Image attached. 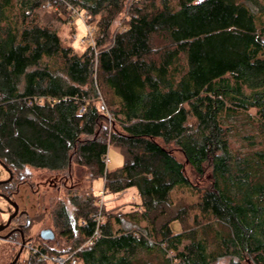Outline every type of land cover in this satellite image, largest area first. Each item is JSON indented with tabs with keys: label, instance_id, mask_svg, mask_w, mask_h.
Masks as SVG:
<instances>
[{
	"label": "trees",
	"instance_id": "1",
	"mask_svg": "<svg viewBox=\"0 0 264 264\" xmlns=\"http://www.w3.org/2000/svg\"><path fill=\"white\" fill-rule=\"evenodd\" d=\"M126 5L0 0V162L13 175L0 194L56 183L48 210L14 219L25 238L39 221L52 228L33 243L50 254L100 229L77 264H264V0H137L115 32ZM71 7L98 25L97 49L61 38ZM79 168L88 189L73 184ZM99 178L105 194L133 188L139 201L100 207ZM29 252L21 264H53Z\"/></svg>",
	"mask_w": 264,
	"mask_h": 264
},
{
	"label": "rangeland",
	"instance_id": "2",
	"mask_svg": "<svg viewBox=\"0 0 264 264\" xmlns=\"http://www.w3.org/2000/svg\"><path fill=\"white\" fill-rule=\"evenodd\" d=\"M134 1L137 0H127V5H126V9L125 11L119 16L118 20L115 22L114 24V29L115 32L118 30H122L125 27V22L127 21V18L129 16V10L130 7L132 6V4L134 3ZM46 10H49L48 8H45ZM73 13V10H71ZM83 13V15L87 14V22L88 25H90L94 30V36H93V40H89L88 38H86L87 34V30L88 27L85 24V22L83 20H81L78 16V18L76 16H74L72 14L71 17H69V22L67 23H58L57 27H58V32L61 36V38L67 43V44H71L72 46H74L75 50L78 53H82L83 51H85V49L89 48L90 46L95 50V48L97 47V43H96V37L98 36L99 33V27L96 23L94 22H89V16L88 13L86 11H81ZM96 27V28H95ZM97 49V48H96ZM101 96V98H100ZM104 101L106 103V100L104 98V95L100 94L99 95V99H98V104L100 106L101 102ZM107 105V103H106ZM108 106V105H107ZM109 108V107H108ZM252 112H254L252 110ZM113 117L111 111L110 114H108V117ZM110 119V118H109ZM244 120L239 121L237 123V131L239 134H243L245 131H248V126L249 125H245L244 124ZM239 141H243L245 140L242 136H240V138H238ZM111 155H112V160H111V166L112 167H117L122 163V159L123 157L119 154V152L117 151H111ZM80 170H78V173H76V178L73 184L75 185H79L81 188H89L88 187V182L87 179L84 177V175L82 173L85 172V169L83 168H79ZM44 174V175H43ZM9 171L8 169L1 164L0 162V181L6 180L9 178ZM36 176H37V181L39 182L40 180H45L48 176V174L36 171ZM37 182V183H38ZM62 187L65 186V184L62 182V179H59V181H57ZM52 185L56 184V183H51ZM44 185L42 187V184L40 183L41 187H38V191H40L41 193L38 194V197H36V194L32 188L30 187L28 190H26L24 188V185H21V187L19 188L18 192H16L10 199H8L6 196L1 195L0 194V228H2L3 226H5V224L8 222L9 218L12 216V214L15 211V207L13 205L17 204L19 207V212H26V216H30V217H34V215L32 216L31 214L28 213L27 211V206L28 205H35L36 204V213L35 214H39L45 210H48L47 207V203H48V199L46 197V199L44 198V196H48L47 194V188H52V185ZM26 185L28 186L29 184L26 183ZM68 185L70 186V183H68ZM93 185V189L94 191L98 192L100 190H103L104 193L99 194L100 195V199H99V204L100 207H104L107 210H111L114 213H118L121 210H128L131 208L132 203L134 202H138L139 201V195L136 191V189H129V190H125L124 192L118 193V194H105V189H104V181L103 178H99L93 181L92 183ZM30 186V185H29ZM61 187V188H62ZM44 188V189H42ZM59 190H55V193H58ZM62 191L59 192V194L61 195ZM44 194V195H43ZM49 197V196H48ZM37 199V202H36ZM44 200V202H43ZM16 217V216H15ZM13 217L11 223L9 224L10 227L12 225H17V220H15ZM5 226L4 229L0 230V264H11V262L14 260L15 256L17 255L21 245H22V237L21 240H19V235L16 236H12L11 238H7L6 234L10 231V227ZM172 227L174 229V231L179 232L181 230V225L179 222H173L172 223ZM50 227H48L47 225H44V223L42 221H39L35 224H33L30 228V230L27 232V236L25 238V246L21 252V255L19 256V259L17 260V262H19V264H21L24 259L28 258L29 256V250L30 247L33 246V243H41V233L44 229H48ZM19 229V228H17ZM52 229V228H50ZM25 236V235H24ZM56 237V236H55ZM55 239V238H54ZM43 243V242H42ZM60 244V243H59ZM35 247V246H33ZM16 264V263H15ZM25 264V263H24ZM244 264H255L252 260L245 262Z\"/></svg>",
	"mask_w": 264,
	"mask_h": 264
},
{
	"label": "built area",
	"instance_id": "3",
	"mask_svg": "<svg viewBox=\"0 0 264 264\" xmlns=\"http://www.w3.org/2000/svg\"><path fill=\"white\" fill-rule=\"evenodd\" d=\"M50 5H51L50 2H46L44 4V8H50ZM71 9L73 10L72 14L76 17L78 16L87 25L88 30H87V34H85L86 38H88L89 40H93V36H94L93 30L94 29L90 25H88L87 14L83 15V13L81 12L82 10H79L78 8H75V7H71ZM100 98H101V96H100ZM98 99H99V96H98ZM99 107L107 115L110 114V110L104 101L101 102ZM82 110H83V108H81L79 110V112H82ZM109 118H110L109 120L111 121L112 117L110 116ZM106 162H107V164L110 162L109 156H107ZM102 193H104V191L100 190L99 194H102ZM96 216H97V220L100 221L102 218L101 212H99ZM101 235H102V233H101L100 229L97 228L95 230L94 234L92 236H90L78 249H76L70 253H67V254H56V253L50 254L47 252H43V251H41L38 248H35L33 246L30 247V250H33V252L39 253L40 258L42 260L53 262V264H77L78 263L77 255H76L77 251L80 248L90 247V246L94 245L96 243V241L100 238Z\"/></svg>",
	"mask_w": 264,
	"mask_h": 264
},
{
	"label": "water",
	"instance_id": "4",
	"mask_svg": "<svg viewBox=\"0 0 264 264\" xmlns=\"http://www.w3.org/2000/svg\"><path fill=\"white\" fill-rule=\"evenodd\" d=\"M12 176H13V175L10 174V177H9L8 179H6V180H3V181H8V180H10V179L12 178ZM0 182H1V181H0ZM4 196H5V195H4ZM6 197H7V196H6ZM7 198H8V197H7ZM8 199H10V198H8ZM13 205H14V207H15V211H14V213L12 214V216L9 218V220H8V222L5 224V226H8V225L11 223L12 218L15 217V216L18 214V212H19V207H18V205H17V204H14V203H13ZM5 226H3L2 228H0V230L4 229ZM41 236H42V238H44V239H48V240H50V239H54V238H55V233H54V231H53L52 229L48 228V229H44V230L42 231ZM24 246H25V237H24V235L22 234V245H21V247H20V249H19L17 255L15 256L14 260L11 262V264H15V263L17 262V260L19 259V256L21 255V252H22Z\"/></svg>",
	"mask_w": 264,
	"mask_h": 264
},
{
	"label": "crops",
	"instance_id": "5",
	"mask_svg": "<svg viewBox=\"0 0 264 264\" xmlns=\"http://www.w3.org/2000/svg\"><path fill=\"white\" fill-rule=\"evenodd\" d=\"M23 185V184H22ZM21 187V186H20ZM24 188L26 189V190H28L29 188H30V186L28 185H24ZM36 197H38V194H36ZM36 202H37V199H36ZM27 211H28V213L29 214H31L32 216L33 215H36L35 213H36V204L33 206V205H28L27 206Z\"/></svg>",
	"mask_w": 264,
	"mask_h": 264
},
{
	"label": "flooded vegetation",
	"instance_id": "6",
	"mask_svg": "<svg viewBox=\"0 0 264 264\" xmlns=\"http://www.w3.org/2000/svg\"><path fill=\"white\" fill-rule=\"evenodd\" d=\"M23 212H25V211H23ZM20 212H18V214H19ZM17 214V215H18ZM16 215V216H17ZM35 216V215H34ZM30 217V216H29ZM9 227H10V225H9ZM17 228H19V229H17ZM10 231L6 234L7 236L9 235V234H12V232L15 230L16 232H18L19 234H20V236L22 237V234L24 235V233H23V231H22V228H20L18 225H12L10 228ZM25 237V236H24Z\"/></svg>",
	"mask_w": 264,
	"mask_h": 264
},
{
	"label": "bare ground",
	"instance_id": "7",
	"mask_svg": "<svg viewBox=\"0 0 264 264\" xmlns=\"http://www.w3.org/2000/svg\"><path fill=\"white\" fill-rule=\"evenodd\" d=\"M96 28V27H95Z\"/></svg>",
	"mask_w": 264,
	"mask_h": 264
}]
</instances>
